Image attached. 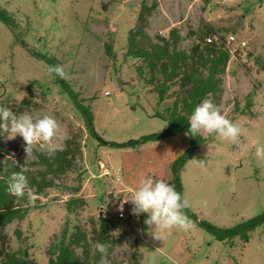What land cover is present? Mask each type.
I'll list each match as a JSON object with an SVG mask.
<instances>
[{"label":"rangeland","instance_id":"1","mask_svg":"<svg viewBox=\"0 0 264 264\" xmlns=\"http://www.w3.org/2000/svg\"><path fill=\"white\" fill-rule=\"evenodd\" d=\"M141 3L153 4L145 29L150 38L167 36L176 28L179 46L187 50L194 37L190 33L208 25L225 39L232 35L246 42L238 59L227 64L219 105L242 129L239 141L233 144L216 134L205 135L210 139L182 166L179 177L183 199L199 220L231 227L264 210V158L256 156V147L264 146V0H0V8L15 22L10 27L0 21V106L17 115L52 116L62 132L50 145H37L28 155L22 137L0 135V156L10 157L39 179L44 158L67 146L75 151L70 170L47 174L50 186L40 194L31 191L29 213L7 227L10 247L37 264H48L52 236L64 227L72 231L80 226L92 240L94 253L95 231L106 220L110 264H264V225L250 232L247 243L238 237L230 243L217 241L193 221L190 230H168L158 240L144 224L147 214L139 218L131 214V203L123 209L127 219L115 216L118 210L113 211L111 202L131 198L141 177L173 184L170 165L187 150L188 135L182 132L135 148L98 146L54 83L44 58L52 57L63 66L65 79L81 98L94 97L90 103L94 129L103 140L124 143L163 132L166 122L152 115L165 114L184 90L175 77L159 102L158 66L150 71L141 58L126 55L128 33L138 26ZM137 40L151 49L142 33ZM104 44L112 47L113 60L105 55ZM30 82L34 83L28 91ZM253 84L257 86L253 104L246 111L244 97ZM25 98L29 103L19 109ZM15 229L21 231V239Z\"/></svg>","mask_w":264,"mask_h":264},{"label":"trees","instance_id":"2","mask_svg":"<svg viewBox=\"0 0 264 264\" xmlns=\"http://www.w3.org/2000/svg\"><path fill=\"white\" fill-rule=\"evenodd\" d=\"M153 10V4L148 6L141 3L137 15L138 26L135 30H130L127 37L126 55L133 58H141L145 66L150 71H154L156 66L162 76V80L155 92L158 101L164 100L168 91L167 83L173 78L178 77L179 84L184 90L180 98H175L170 107L165 109V114L155 112L152 117H157L166 122V129L163 132L151 133L141 136L139 139H130L124 143H115L103 140L94 129V116L91 111L90 103L94 97L85 100L80 97L79 92L75 91L65 78H60L51 74L54 83L61 92L66 95L75 111L80 115L87 134L97 141L98 146H107L111 148H135L148 142H154L164 139L168 136L179 133H187L189 128L188 119L191 116L195 106L205 98H211L216 105H220L223 95V77L226 75L227 64L231 59L228 50L225 48V38L216 34L214 29L208 25L202 26L197 31H192L193 41L187 50L181 49L179 44L181 36L179 30L172 28L167 36L156 35L150 38L146 34L147 17ZM0 21L7 26H14L15 22L9 13L0 8ZM142 33L150 43V50L139 46L137 40L138 34ZM215 36L216 41L207 42L203 37ZM104 52L109 60L115 58L112 47L104 44ZM238 59V56L236 57ZM47 67L56 65L52 57L44 58ZM158 64V65H157ZM205 71L203 75L200 70ZM34 82H30L27 90ZM256 85L253 84L251 90L244 97V109L249 111L252 106L253 96L256 91ZM29 103L28 98L23 99L18 108ZM233 111H237L238 104L234 102ZM189 145L187 150L177 157L170 165L172 181L176 190L183 198V188L179 177L182 166L193 156L195 151L202 147L209 136L188 135ZM74 150L67 146L65 149L55 152L51 157L43 159L44 171L38 179L34 175L24 171L27 176L31 191L40 194L45 188L49 187V181L46 175L62 174L70 170L74 161ZM21 168L14 163L8 156H0V264H37L29 259L25 252L20 249L12 250L7 233V227L14 221H22L30 211L29 195L21 199L11 196L7 191V182L11 173L19 171ZM78 188L73 189L77 193ZM77 199L70 200L67 204L76 203ZM186 215L191 218L196 226L211 234L217 241L230 243L238 237L243 243H247L250 238V232L259 226L264 225V210L257 215L242 221L231 227H219L205 220H199L188 208L184 209ZM99 231L96 233V242H105L110 245L108 255L111 252V242L108 236V223L101 220ZM17 239H21L22 233L19 229L14 230ZM94 241V240H93ZM92 240L88 238L86 232L80 226H74L72 231L64 227L59 233L54 234L47 247L48 264H99L100 254L97 250L91 253Z\"/></svg>","mask_w":264,"mask_h":264},{"label":"clouds","instance_id":"3","mask_svg":"<svg viewBox=\"0 0 264 264\" xmlns=\"http://www.w3.org/2000/svg\"><path fill=\"white\" fill-rule=\"evenodd\" d=\"M49 74H55L60 78H66V72L61 65H49ZM189 128L186 135L205 136L218 135L222 140L236 144L242 134L240 126L229 120L211 98H205L197 104L188 119ZM0 135L6 139L22 137L26 155L39 145H50L62 135L59 123L49 115L36 116L32 113H20L17 115L11 109L0 106ZM256 156L264 158V146L256 147ZM201 167L205 166L199 161ZM7 191L17 199L26 194L31 196V187L23 169L11 173L7 182ZM123 203H131V214L137 218L141 214H147L144 224L156 239H161L162 234L168 230L179 229L188 231L193 222L186 215L184 209L190 205L186 199L176 190L172 183L163 179H154L151 176L141 177L139 185L131 195L124 199L120 211H123ZM110 245L105 242H97L95 248L100 254L99 264H110L108 249Z\"/></svg>","mask_w":264,"mask_h":264},{"label":"built area","instance_id":"4","mask_svg":"<svg viewBox=\"0 0 264 264\" xmlns=\"http://www.w3.org/2000/svg\"><path fill=\"white\" fill-rule=\"evenodd\" d=\"M212 40L216 41L217 38L215 36L213 37H207L206 41L211 42ZM246 42L245 41H236L232 35L228 36V38L225 39L224 46L228 50L231 58L236 59L237 56H239L240 52L242 53L243 49L246 48ZM125 198H120L116 202H111V205L114 206L113 211L118 210L115 213V216L117 219H127V215L124 211H120L121 204ZM129 203H123V209L127 207Z\"/></svg>","mask_w":264,"mask_h":264}]
</instances>
